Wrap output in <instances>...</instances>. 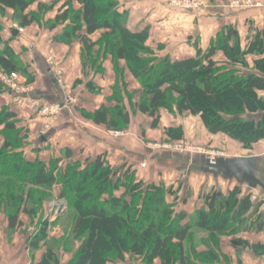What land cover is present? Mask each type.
Returning a JSON list of instances; mask_svg holds the SVG:
<instances>
[{
    "label": "trees",
    "instance_id": "trees-1",
    "mask_svg": "<svg viewBox=\"0 0 264 264\" xmlns=\"http://www.w3.org/2000/svg\"><path fill=\"white\" fill-rule=\"evenodd\" d=\"M119 1L54 0L46 6L42 0H0V11H13L22 28L32 24V14L27 13L30 7L36 6L43 13L55 11L50 27H62V31L53 41L69 46L78 40L94 60L83 74L85 79L91 74L102 75L103 61L110 59L114 81L111 94L106 97L108 105L90 113L81 111L83 119L95 125L113 130L127 128L132 114L139 113L151 120V129H156L159 112L166 110L174 116L198 117L210 135H223L244 149L264 140V99L259 96L264 92V28L250 27L242 46L236 30L225 26L206 49L194 43L193 56L174 60L162 45H147L148 27L137 32L127 28L129 15L121 11ZM1 31L0 24V45ZM96 34L99 39L92 41L90 37ZM217 53H222L226 62H215ZM247 57H251V63ZM121 62L124 70L118 66ZM0 70L5 74L20 73L29 84L34 82L28 67L8 46L0 48ZM125 71L139 84L138 92H127ZM84 88L91 94L102 92L92 80L86 81ZM22 133L15 114L4 107L0 112V211L6 213L9 231L22 227L21 215L31 221L40 220L42 205L57 185L62 189L60 198L76 203L81 211L72 218V240L78 241L74 252L69 247V234L55 241L48 236V228L54 223L38 224L39 229L28 244L33 252L44 249L38 264H59L61 253H72L67 264L124 263L127 255L142 257L143 264H154L156 260L161 264H229V258L213 246L199 254L187 244L193 227L209 239L238 232L231 230V225H242L255 207L249 196L239 198L243 185L234 182L236 186L226 198L211 196L207 200L208 211L197 210L192 226L183 221L185 214L175 216L172 212L175 203L167 202L169 195H174V201L177 199L172 188L166 190L163 185L136 181L129 168L115 175L114 168L100 156L77 164V169L69 167L64 175L55 173L58 160L47 164L25 156L17 139L24 141ZM165 135L173 142L183 140L181 127L168 128ZM62 157L65 161L74 160L68 148L62 150ZM179 157L177 161L185 164V158ZM199 158L190 159L191 171L210 177L203 173V157ZM198 162L199 166L193 168ZM68 190L72 194L66 196ZM121 190L117 197L115 193ZM247 225L246 232L264 233V221L259 216L251 218ZM243 243L249 247L248 242ZM251 248L255 254L264 255V245Z\"/></svg>",
    "mask_w": 264,
    "mask_h": 264
},
{
    "label": "crops",
    "instance_id": "crops-1",
    "mask_svg": "<svg viewBox=\"0 0 264 264\" xmlns=\"http://www.w3.org/2000/svg\"><path fill=\"white\" fill-rule=\"evenodd\" d=\"M207 6L200 11H183L170 9L166 6L165 0H120L121 11L128 12L127 28L131 31H141L145 27L149 28V40L147 45L157 48L162 45L164 50L172 59L191 57L195 54L194 43L202 49H206L211 40L214 39L219 31L225 26H232L238 33L241 45L245 44L246 35L250 27L264 28V8H237L232 5L235 0H205ZM52 44V43H51ZM13 51L20 56L21 61L29 66V73L34 74L35 82L30 87L32 92L27 96H22L20 100L9 93L0 92V109L7 108L16 116L17 126L23 129L25 135L24 153L29 159L38 158L40 161L48 162L51 157H62V150L68 148L75 160H93L100 156L112 168H129L134 172L137 181L155 186L163 185L166 190L179 181L183 182L184 187L192 186L199 189L198 174L188 169L187 163L178 165L180 157L171 155L170 150H151L152 157L149 159L145 168L140 164L150 153L145 147L138 148L126 142L112 140L105 135L104 126L95 125L81 116V111L94 112L101 105H108L106 97L110 96L109 86L113 84V70L110 59L103 61L102 75L91 74L87 79L81 72L80 64L77 65L74 51H69L68 46L61 44L48 45L41 50L31 51L29 54L20 55L15 46H10ZM57 60V73L55 66L51 69V59L47 55L48 50ZM19 50V48H18ZM40 51V52H39ZM56 52V53H55ZM49 63L48 64V61ZM213 60L218 63L226 62L222 53H217ZM41 65L48 67L46 73L53 77L58 76L62 85H57L49 75L46 77ZM56 70V71H55ZM58 70V71H59ZM124 77L127 84H131L133 93L139 91V84L125 71ZM73 78V81H71ZM80 80L83 83L77 84ZM92 80L97 86L102 88L101 94H91L84 88L86 81ZM69 82V84H68ZM71 83V85H70ZM71 87H70V86ZM137 100L135 95L134 101ZM46 102L66 103L57 117V124L53 130L47 128L48 120L41 115L40 110ZM158 129L152 130L147 123L151 121L148 117L136 113L137 119L141 122L134 128L135 131L147 134L151 130L159 132L161 139H168L165 130L171 127H181L183 139L187 141L191 137L192 130L186 122L178 115H171L166 110L159 112ZM192 119V118H191ZM197 119V118H196ZM198 120V119H197ZM196 120V121H197ZM195 122V120H192ZM143 122V124H142ZM198 123V121H197ZM196 123V125H197ZM134 126V125H133ZM178 163V164H177ZM188 172H186L187 170ZM186 172L185 180L180 176ZM172 188V189H173ZM173 191L176 192V189ZM168 197L171 198V195ZM178 201V198L176 199ZM184 209L194 206L183 200ZM22 222L27 221V217H20ZM27 225V223H25ZM34 229L29 227L24 235L20 231H9L8 223L4 217L0 218V264H38L44 254V250L34 253L29 252L28 240ZM251 235V237H250ZM233 236V235H232ZM231 236V237H232ZM239 237L235 235L234 238ZM247 238V239H246ZM250 238V240H249ZM241 239V238H240ZM249 247H240L236 244H227L229 251L225 252L229 258V264H264V255L255 254L252 250L254 245H264V233H250L244 237ZM70 257H64L60 264H67ZM110 264H141L140 262L110 263ZM143 264V263H142ZM154 264H159L156 260ZM224 264V263H222Z\"/></svg>",
    "mask_w": 264,
    "mask_h": 264
},
{
    "label": "rangeland",
    "instance_id": "rangeland-1",
    "mask_svg": "<svg viewBox=\"0 0 264 264\" xmlns=\"http://www.w3.org/2000/svg\"><path fill=\"white\" fill-rule=\"evenodd\" d=\"M53 1L54 0H42V3L45 4L46 6H49L50 3ZM252 1L257 3V2H263L264 0H252ZM234 2H236V0ZM234 2L232 3V5L234 7H236L234 5ZM242 7L243 6L237 7V8H242ZM248 8H250V7H248ZM254 9H259V8H254ZM27 13L32 14V17H33L32 24L28 28H22L19 26L18 20L16 19V15L13 11H11V10H1L0 11V24L2 26L1 37H2V40L4 43V44L2 43L0 45V48H3V46L10 47L12 45V46H15V48H17V51H19L20 55H23V54H29V53H31V51L35 52L36 49L43 51V50H41L43 47H47L48 45L50 46L53 43H55L56 45L61 44L64 46H68V45H65L62 43H56L53 41V38L55 36H58L62 31V27H56V29H51V27H50L51 26V24H50L51 20L55 16V11H52V12L47 11L46 13H43L41 10H38L36 8V6H32L28 9ZM14 32H16L15 36H13ZM99 37H100L99 34H96V35L90 37V39L92 41H97L99 39ZM18 48H19V50H18ZM68 48H69L68 49L69 51L72 50V51L77 53V55H76L77 57H76L75 61H77V65L80 64L81 72L83 74H86V72H88L91 68V61H94L93 58H92V60H91V58H89L88 53L82 49L81 42L78 40L74 41L71 45L68 46ZM43 52L45 54V50ZM52 53L53 52L48 50L49 55H47V56L49 57V59H51V67H49V68L52 69L55 66V69L57 68V73H59L60 76H62L61 71L59 70L60 69L59 67L61 65H57L58 64L57 60H56V58H54ZM15 55H17L20 58V56L18 54L15 53ZM246 59L249 63H251V61H252L251 57H247ZM98 62L99 61L97 60L96 63H98ZM118 66L120 69L124 70L125 64L121 62L118 64ZM27 67L29 68V66H27ZM46 68H48V67L41 65L40 70H42L43 73L45 74V76L47 77L49 74L46 73V71H45ZM16 74H17V77L15 80H13V82L20 87H31L35 82V80H34L33 83L29 84V80L27 79V77H25L24 75H22L20 73H16ZM29 74L33 75V77H34V74H32V73H29ZM51 78H53V77H51ZM34 79H35V77H34ZM125 80L126 79H124V82L126 83V87H127L126 89L128 90L127 92L133 93V90H131V89L135 88V86L131 87V84H129V82L127 84V82H126L127 80L126 81ZM72 81H73V78H71L70 82H72ZM68 84H69V82H68ZM70 85H71V83H70ZM110 86H109V89H110ZM0 92H2L4 94H6V93L11 94L14 97V99L17 98V101L20 100L22 98V96H26V95L22 94L21 92L16 93L15 91H10V89H6V88L4 89L3 87L1 88ZM259 96H261L264 99V92L259 93ZM115 103H116V101L112 102V104H115ZM55 105H56L55 103L46 102L45 105H43V106L51 107V106H55ZM3 109H4V107H2L0 109V112ZM59 114H60V112L57 111L56 114L44 116L48 120V124H47L48 131L51 129L53 130L55 124H57L56 120H57V117L59 116ZM180 117L182 120H184V121L186 120V122L190 126L189 128H191V130H192L191 137H188L187 141H185L183 139L180 142H173L169 138L168 139H161L159 137V134H158L159 132L152 131L155 129H152L151 132L149 131L148 132L149 134H147V129L144 130V132H142V134H141V131H140V133H139V131H135L134 128L136 126H138V123L141 122L139 119H137L135 113L132 114V116L130 118V124L128 125L127 128H121L119 130H113V129H109V128L105 127V128H102V130H105V135L109 136L112 140H115L118 142H126V143H129V145H133L136 147L138 145V148H142V149H143V147H145L146 149H149L150 153L147 154L148 156L144 159V161L141 162V164L143 162H146V165H147L149 159L152 157L151 150H165V149H167V150L171 151V155L175 156V154H176L177 156H183L186 160L187 159L190 160L192 157H197V158L203 157V160L201 161V164H200L201 167L204 166L205 158H208V157H214L215 159L216 158L232 159V158H239V157L259 156V155L264 154V140L260 141L256 145H254L251 149H244L241 145H239L236 142L231 141L230 139H228L227 137H225L223 135H210L205 130V128L203 127V125H202V123L198 117H192L188 114H182V115H180ZM192 120H195V122ZM196 120L198 121V123ZM149 122H151V121H149ZM196 123H197V125H196ZM142 124H143V122H142ZM147 124H148L147 126H149L150 123H147ZM158 128H156V130ZM158 131H159V129H158ZM17 139L20 143L19 145H20L21 149H23L25 142L23 140H20L19 138H17ZM54 159L58 160L57 164L54 166L56 169L55 173L59 172L61 175L66 174V170L69 167H75L77 169V164H79V163L84 164L87 161V160L81 161V160H75L74 159V160H72V162H70V161H65L63 159V157H60V156L51 157L49 160H54ZM185 159H184V161L186 164L187 161ZM49 162L50 161H48L47 164H49ZM180 162H182V161H180ZM199 162H200V160H199ZM199 162L196 164H193V166H194L193 168H195V166H199ZM180 164H182V163H179L178 165H180ZM187 166H188V169L191 168V164H189V165L187 164ZM125 169L126 168L115 169V167H114L113 173L115 175L117 172L123 173V170H125ZM127 170L129 172L131 171L130 169H127ZM70 172H71V170H70ZM186 172H188V170ZM186 172L184 174H182V176H180V179L185 180ZM59 173H58V175H59ZM135 180L137 181L136 178H135ZM198 180H200L199 181L200 184L197 183ZM196 183L199 184V189H198V187H197V189H194L190 185L185 188L183 185V182L179 181V183L174 186L176 189L175 194L177 196L176 198H178V201L177 200L174 201V195H171V198L167 197V202L169 204H171L172 202L175 203V205L172 206V208H173L172 212L175 214V216L178 214H180V215L185 214V218H184L185 220H183V221L192 225V226H193V223L195 222V214H196L197 210L204 209V210L208 211L207 200H209V198H211V196H213L214 194H218V195L226 198L229 196L230 191L233 190V188L236 186V184L234 182L223 181L221 179L215 180L211 176L208 177V176L203 175V174H198V179L194 182V185H196ZM74 185L75 184H72V186H74ZM57 186L58 187L52 188L50 190V193L48 194V195H50V197L48 198V200L44 201V203L42 205V209H41V214L39 216L40 220L36 219L34 221L33 220L31 221L30 218L25 215L28 220L24 221V222L21 221L22 227L14 230V231H20L21 233H23L25 235L27 229L29 227H31L34 229V232L31 233V237H32L37 233V231L39 229L38 224L40 222L45 221L49 224L54 223V225H51L48 228L49 238L56 241L60 238H63V236H65V233L69 234V244H70L69 247L74 252L78 246V241L72 240V236H71V234H72L71 230L73 228L72 218L74 216L80 215L81 211L77 209L76 203L72 204L70 201L67 200V198L66 199L60 198L59 195H60V191L62 189H61L60 185H57ZM171 188H173V186ZM121 193H122V190L116 192L115 195L118 197V196H120ZM70 194H72V190H68L66 192V196H68ZM246 195L249 196L250 202L253 203V205H255V207L254 208L252 207L251 211L249 212V213H252V216H250V217L245 216L244 220L242 221V225H240V226L236 225V224L231 225V230L238 231L236 234L233 235V233H232L233 236L232 235H225V236L219 237L218 239L217 238L209 239V238H207V236L205 234L198 232L197 229L193 227L192 228V235L193 236H192V239L190 240L189 244H187V246L192 245L194 247V250L196 252H198L199 254L202 252H205L207 250V246H213L215 249H217L221 253V255H223L225 252L229 251L227 248V244H229V243L236 244L240 247L245 246L243 241H245V242H247V241L243 238L246 237L247 234L249 235L251 233V232H246L247 228L249 226L247 224H249L251 222V218H256L259 216L262 219V221H264V197L260 201L259 200L252 201L251 200L252 194H249L247 189L245 187H243L241 189V196H239V198H241L242 196H246ZM183 200L187 201V203L189 201L192 204L193 203H195V204H194V206L193 205L190 206V208L184 209L185 206L183 204ZM58 207H63L61 213H59ZM2 217H4L7 221L6 213L4 211H0V218H2ZM25 223H27V225H25ZM172 227H173L172 225H171V227L169 226V228H172ZM14 231H11V232L14 233ZM237 234L239 235V237L234 238L235 235H237ZM31 237L28 240V244H29ZM250 237H251V235H250ZM249 240H250V238H249ZM29 252L34 253L33 251H30V250H29ZM71 255H72V253H65V254L61 253L60 257H59L60 258L59 264L64 259V257H70L71 258ZM126 258H127L128 262L130 261L131 263L133 261L134 262L138 261L142 264V262H143L142 257H133L130 255H127ZM262 261H264V259ZM159 264H161L160 261H159Z\"/></svg>",
    "mask_w": 264,
    "mask_h": 264
},
{
    "label": "water",
    "instance_id": "water-1",
    "mask_svg": "<svg viewBox=\"0 0 264 264\" xmlns=\"http://www.w3.org/2000/svg\"><path fill=\"white\" fill-rule=\"evenodd\" d=\"M202 171L214 178L247 186L248 189L256 190L264 196V154L232 159L209 160L206 158ZM62 209L63 207H59V213Z\"/></svg>",
    "mask_w": 264,
    "mask_h": 264
},
{
    "label": "built area",
    "instance_id": "built-area-1",
    "mask_svg": "<svg viewBox=\"0 0 264 264\" xmlns=\"http://www.w3.org/2000/svg\"><path fill=\"white\" fill-rule=\"evenodd\" d=\"M165 4L168 8H172L175 10H183V11H200L203 10L207 4L205 0H165ZM234 5L236 7H250V8H264V1L263 2H254L252 0H236L234 2ZM48 64L49 60L47 61ZM17 77L16 73H11V74H5L0 71V84L2 87L5 89H10V91H15L16 93L21 92L22 94L28 96L32 90L30 87H20L16 85L13 80H15ZM54 81L57 83V85H62L61 80L58 78V76L54 75ZM66 103H56L55 106L47 107L43 106L41 108V115L42 116H47V115H53L56 114L57 111L60 112L62 108L66 107ZM207 159L209 160H214V157H208ZM141 168H144L146 166V162H143L141 165ZM249 194H252L251 200L256 201V200H261L264 196H261L258 191L256 190H251L248 189L247 186H244ZM258 192V193H257ZM59 208V207H58Z\"/></svg>",
    "mask_w": 264,
    "mask_h": 264
}]
</instances>
